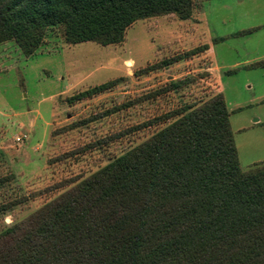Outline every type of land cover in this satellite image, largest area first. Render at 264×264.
I'll return each mask as SVG.
<instances>
[{
    "label": "trees",
    "instance_id": "trees-1",
    "mask_svg": "<svg viewBox=\"0 0 264 264\" xmlns=\"http://www.w3.org/2000/svg\"><path fill=\"white\" fill-rule=\"evenodd\" d=\"M191 10L192 0H0V43L12 40L29 56L46 28L60 26L66 43L115 45L137 20L169 14L186 20ZM253 66H264V60ZM190 81L171 82L155 94ZM113 85L76 93L66 103ZM170 118L138 145L2 229L0 264H264V162L239 167L223 95L213 93L146 125ZM23 200L0 205V212Z\"/></svg>",
    "mask_w": 264,
    "mask_h": 264
},
{
    "label": "rangeland",
    "instance_id": "rangeland-1",
    "mask_svg": "<svg viewBox=\"0 0 264 264\" xmlns=\"http://www.w3.org/2000/svg\"><path fill=\"white\" fill-rule=\"evenodd\" d=\"M209 44L221 64L264 60V0H192L188 19L169 14L137 20L115 45L66 43L60 26L46 28L29 56L12 40L0 43V180L7 178L0 183V205L24 197L0 212V231L174 118L147 126L148 121L215 93L206 51L147 71ZM185 79L192 81L155 94ZM247 80L251 89L244 87ZM110 81V89L66 103L68 97ZM263 83L264 70L241 68L221 75L242 170L264 162V98L247 103Z\"/></svg>",
    "mask_w": 264,
    "mask_h": 264
},
{
    "label": "crops",
    "instance_id": "crops-1",
    "mask_svg": "<svg viewBox=\"0 0 264 264\" xmlns=\"http://www.w3.org/2000/svg\"><path fill=\"white\" fill-rule=\"evenodd\" d=\"M225 37H221L219 40H225ZM207 49L205 50V55L208 58L209 64L207 66V72L209 74V77L212 79L214 85H215V89L216 92H220L223 95L224 92V88L223 85H221V75L223 74H231L234 73L235 69H241V68H247L249 70H264V66H253V63H255V61H257L256 59L258 58H251V59H242L236 62H232L230 64H221L216 57L214 48L212 44L206 45ZM229 71H231L230 73H228ZM264 84V83H263ZM244 87H246V89H251L253 87L252 84H250V82L247 80L246 84L244 85ZM255 97V98H254ZM254 97L250 98L248 105L252 104V101L254 99H263L264 98V86L261 89L260 93L256 94ZM258 100V101H259ZM263 101V100H261ZM226 102V101H225ZM226 104V103H225ZM237 105V110L240 111L241 110V106H239V104ZM227 107V106H226ZM254 124H258V120H254L253 121Z\"/></svg>",
    "mask_w": 264,
    "mask_h": 264
},
{
    "label": "built area",
    "instance_id": "built-area-1",
    "mask_svg": "<svg viewBox=\"0 0 264 264\" xmlns=\"http://www.w3.org/2000/svg\"><path fill=\"white\" fill-rule=\"evenodd\" d=\"M16 140H17V141H19V140H20V138H17Z\"/></svg>",
    "mask_w": 264,
    "mask_h": 264
}]
</instances>
